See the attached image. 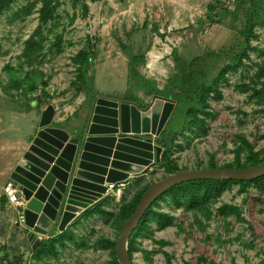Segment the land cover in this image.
Masks as SVG:
<instances>
[{
	"label": "rangeland",
	"instance_id": "rangeland-1",
	"mask_svg": "<svg viewBox=\"0 0 264 264\" xmlns=\"http://www.w3.org/2000/svg\"><path fill=\"white\" fill-rule=\"evenodd\" d=\"M248 4V0H52L53 19L37 30L41 0H13L0 15V166L7 172L13 169L35 134L27 135L48 105L58 122L51 125H71V130L81 131L94 99L110 98L142 108L152 101L153 88L161 89L173 77L177 64L202 58L185 65L190 67L187 73L199 78L198 70H204L205 78H211L231 55ZM21 10L26 14L14 17ZM253 33L250 45L261 52L249 51L250 59H243L240 68L227 74L226 82L219 85L220 98L209 100L204 129L184 131L185 136L176 138L171 157L178 167H205L211 160L215 165L230 163L238 136L254 151L264 148V104L258 105L250 91L241 89L256 72L251 61H264V26H256ZM40 34L46 38L44 52L32 73L38 88L26 94L25 86L31 81L22 83L20 89L9 83L26 71L24 66L19 75L17 66L24 42L32 35L39 40ZM56 35L62 38L61 52L52 48L45 53ZM80 50L92 54L86 86L76 80L78 73L71 62ZM173 50L180 63L174 61ZM219 51V59L209 57L210 52ZM41 81L46 82L44 87ZM42 88L46 96L40 92ZM174 109L172 119L177 113ZM169 126L172 132L180 128L173 121ZM150 169L123 187L115 185L119 192L108 194L112 199L101 207L111 215L84 218L83 212L70 221L63 230L65 246L59 244L56 255L34 258L30 252L33 243L23 236L25 230L16 226L15 210H8L12 236L9 244L2 246L9 260L19 258L18 264H106L108 251L94 243L101 237L114 239L119 233L114 217L120 197L132 198L140 187L164 173L157 163ZM15 199L9 198L13 205ZM212 201L206 215L169 207L160 200L155 207L167 211L173 225L157 230L149 222L151 233L143 232L135 239L138 249L132 254L133 264H197L199 258L202 264H264V193L259 192L258 184L246 192L230 185ZM225 206L239 211V218L234 213L224 216ZM57 234L52 228L42 239ZM71 234L74 240L67 238ZM3 255L0 252V259Z\"/></svg>",
	"mask_w": 264,
	"mask_h": 264
},
{
	"label": "water",
	"instance_id": "water-1",
	"mask_svg": "<svg viewBox=\"0 0 264 264\" xmlns=\"http://www.w3.org/2000/svg\"><path fill=\"white\" fill-rule=\"evenodd\" d=\"M174 101L154 95L145 108L96 98L82 130L51 125L54 109L41 111L38 130L4 182L10 200L21 197L16 226L34 248L52 228L61 233L70 221L106 200L108 185L147 173L159 161L154 144ZM264 176V161L243 168L183 169L151 183L122 224L114 242L118 264H133L128 240L150 205L174 185L193 180L251 181Z\"/></svg>",
	"mask_w": 264,
	"mask_h": 264
},
{
	"label": "trees",
	"instance_id": "trees-1",
	"mask_svg": "<svg viewBox=\"0 0 264 264\" xmlns=\"http://www.w3.org/2000/svg\"><path fill=\"white\" fill-rule=\"evenodd\" d=\"M12 2L13 0H0V15L3 11L9 9ZM248 3V6L243 12L242 18L244 19V22L241 29L238 31V41L236 45H231V55L227 58L224 64L218 66L217 71L211 78H205L206 72L204 70H198L200 73L199 78L187 73V71H190V67L186 68L185 65L190 66L191 63L202 60V58L199 59L197 57L189 63L182 62V64H177L176 72L174 73L173 77H171L161 89H157L156 87L153 88L155 95H159L174 101V110L177 109L175 119L170 117V119L167 120L166 124L164 125L159 136L154 140L156 145L162 149L159 156V161L157 163V165L164 170V173L161 177L172 174L177 170L186 169V167H178L171 157L172 148L177 145L175 143L176 138L179 136H185L184 131L192 130L195 132L197 130L204 129V119L209 115V100H218L220 98L221 95L219 85L226 82L227 74L235 72L238 68H240L243 65V59H250L248 56L249 51L257 50L261 52V49L251 46L250 42L253 38H255L253 33L254 28L256 26H264V0H248ZM25 14L26 12L21 10L20 12L15 13L14 17L24 16ZM50 19H53L52 0H41V7L38 10L37 30L42 29V27L46 25ZM45 41L46 38L40 34L39 40H36L32 35L24 42V47L21 50L17 66L19 75L22 72V68L24 66L26 67V71L23 72V77H13V81L9 83L11 87L20 89L22 87V83L31 81L30 84L25 86L24 91L26 94H30L37 90V84L32 81V73L35 71L34 67L41 61L39 55H43ZM61 42V36L56 35L54 41L50 43L45 50V53H50L52 48L56 51V53L61 52ZM172 52L174 61L180 63L181 60L178 58V56H176V50H173ZM210 53L211 54L209 57L211 56L213 58L218 56L215 59L220 58V51ZM91 61L92 54L90 51L86 50H80L74 57L71 58V62L75 66V69L78 73L76 80L81 82L83 86H86L85 75L88 71ZM212 63L213 62L210 61V64ZM250 66L254 68L256 72L250 78L249 83L241 87V89L245 92L250 91V96L255 98L254 101L258 105H263L264 61L261 59L258 62L251 61ZM36 72L40 73L39 71ZM41 84V86L44 87L46 82L41 81ZM42 90L43 88L40 89V92L46 96ZM148 94L151 95L153 92L151 91ZM172 121L180 126L178 131L172 132L170 130L169 125ZM238 141L239 143L235 145L233 150L234 155L230 163L215 165V163H213L211 160L205 167L198 166L196 168H243L254 166L264 161V148L254 151L249 142L242 139L241 136H238ZM241 155L243 156L242 158ZM139 180L140 179H136L135 181ZM263 180L264 176L251 181L193 180L172 186L150 205L138 222L137 226L131 232L128 240V253L130 258L132 259V254L138 249V247L135 246V239L137 237H141L143 232L151 233L149 230V222H152L156 226L157 230H162L173 225V218L169 215V213L167 211L161 212L158 206L155 207L160 200H164L169 207L173 206L177 209L181 208L186 212L205 213L207 215L209 205L213 202L212 198L221 195L229 188L230 185H238L240 192H246L249 186L257 183L259 192L264 193ZM153 182L154 181L149 182L142 188L140 187L141 189L139 188L132 198L125 199L122 196L120 197L119 209L114 217V222L118 229L121 228L124 221L132 213L143 192ZM109 199L112 198L107 197L106 200L102 202L97 208H92L85 212L83 217L87 218L95 214H106V211L101 209V207ZM5 201L6 199L4 196L0 197L1 206L5 203ZM222 210L224 211V216H228L230 213H234L237 218L240 216V212L234 207L225 206L222 208ZM106 215L111 214L108 213ZM118 234L114 239L101 237L94 243V245L98 246L100 249L108 251L109 259L106 261V264H118L114 254V242ZM65 236L66 232L63 231L62 233L55 236L42 239L34 248L30 247V252L36 259H40L48 255H56L58 254L57 246L59 244L61 247L65 246L63 242V240L66 238ZM67 238H69V240H74L72 234ZM160 244L163 243L161 242ZM0 252L4 254L0 259L1 264H18L20 262L19 258L9 260V255L5 246H0ZM202 261V258H199L197 264H202Z\"/></svg>",
	"mask_w": 264,
	"mask_h": 264
},
{
	"label": "crops",
	"instance_id": "crops-1",
	"mask_svg": "<svg viewBox=\"0 0 264 264\" xmlns=\"http://www.w3.org/2000/svg\"><path fill=\"white\" fill-rule=\"evenodd\" d=\"M95 100V99H94ZM39 117H40V115L38 116V119H37V122L35 123V125L33 126V131H31V133H29L28 135H27V137L29 136H33L34 134H35V132L37 131V129H38V127H37V124H38V120H39ZM55 118V117H54ZM61 121V120H60ZM64 122H68L69 121V119H65V120H63ZM53 122L54 123H58L57 121H55V120H53ZM71 126V125H70ZM69 126V127H70ZM2 132V130L0 131V133ZM5 144H7L6 142H5ZM11 148H13V147H11ZM19 157H20V155H19ZM19 157H17L18 159H19ZM3 164H5V163H3ZM6 169L4 168V165H1L0 166V197H2V196H4L5 197V199H6V201H5V203L1 206L0 205V242H1V244H0V246H2V245H4V244H9V242L11 241V239H10V237L12 236L10 233H9V230H8V228H9V224H10V222H9V220H8V218L10 219V215H8V214H6L7 213V211L8 210H15V215H16V217H17V215H18V209L17 208H15V206L12 204V202L9 200V197L7 196V194H6V192H5V189H4V182H5V179L7 178V176H8V174H9V172H7V171H5ZM151 170V169H150ZM149 170V171H150ZM148 171V172H149ZM147 172V173H148ZM146 173V174H147ZM142 175H145V174H142ZM138 176H140V175H135V176H132L131 177V179L133 178V177H138ZM130 179V180H131ZM129 180V181H130ZM129 181H127V182H125V185H127L128 184V182ZM111 195V194H110ZM114 195H112V197H113ZM24 232H26V231H24ZM10 239V240H9ZM17 240H19V239H17ZM16 239H15V241L16 242H19V241H17Z\"/></svg>",
	"mask_w": 264,
	"mask_h": 264
},
{
	"label": "built area",
	"instance_id": "built-area-1",
	"mask_svg": "<svg viewBox=\"0 0 264 264\" xmlns=\"http://www.w3.org/2000/svg\"><path fill=\"white\" fill-rule=\"evenodd\" d=\"M124 186V184L123 183H118V187L120 188V187H123ZM119 190L120 189H116L115 188V185H108V187H107V190H106V193L107 194H112L114 191L117 193V192H119ZM120 193H118V195H119ZM14 205L15 206H22L23 205V200H22V198L21 197H17V199H15V201H14Z\"/></svg>",
	"mask_w": 264,
	"mask_h": 264
},
{
	"label": "flooded vegetation",
	"instance_id": "flooded-vegetation-1",
	"mask_svg": "<svg viewBox=\"0 0 264 264\" xmlns=\"http://www.w3.org/2000/svg\"><path fill=\"white\" fill-rule=\"evenodd\" d=\"M146 106H147V105H146ZM146 106H144V107H142V108H145ZM142 108H141V109H142Z\"/></svg>",
	"mask_w": 264,
	"mask_h": 264
}]
</instances>
